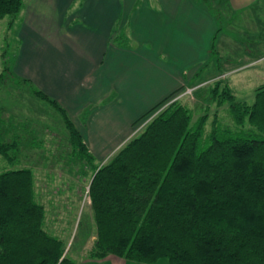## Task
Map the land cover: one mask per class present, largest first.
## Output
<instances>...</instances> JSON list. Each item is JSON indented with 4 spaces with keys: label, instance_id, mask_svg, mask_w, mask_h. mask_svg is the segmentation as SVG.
<instances>
[{
    "label": "trees",
    "instance_id": "1",
    "mask_svg": "<svg viewBox=\"0 0 264 264\" xmlns=\"http://www.w3.org/2000/svg\"><path fill=\"white\" fill-rule=\"evenodd\" d=\"M22 5L23 0H0V20L9 18L8 30ZM1 63L0 85L4 72L14 75L8 61ZM218 86L212 96H220L219 105L228 103L235 131L215 119L206 130V114L193 120L189 109L174 101L102 164H94L66 112L31 88L61 117L71 160L90 166L87 193L96 233L90 258L264 264V84L251 104L235 100L227 86L219 93ZM1 123L0 117V155L9 160L17 141L1 139ZM245 124L250 133L240 130ZM44 215L29 169L0 173V264H75L62 241L44 229Z\"/></svg>",
    "mask_w": 264,
    "mask_h": 264
},
{
    "label": "crops",
    "instance_id": "2",
    "mask_svg": "<svg viewBox=\"0 0 264 264\" xmlns=\"http://www.w3.org/2000/svg\"><path fill=\"white\" fill-rule=\"evenodd\" d=\"M81 1L23 0L10 27L16 26L19 44L11 69L29 82V92L39 90L54 100L89 152L103 159L131 137L142 115L200 76L213 58L211 49L224 48L227 37L218 25L220 16L256 6L264 9V0H142L136 8L138 0ZM119 8H124L129 24L128 42L113 46L102 31ZM238 26L242 29L241 23ZM261 42L254 41L257 61L264 60L258 55L262 48L256 46ZM73 261L145 264L114 255Z\"/></svg>",
    "mask_w": 264,
    "mask_h": 264
},
{
    "label": "rangeland",
    "instance_id": "3",
    "mask_svg": "<svg viewBox=\"0 0 264 264\" xmlns=\"http://www.w3.org/2000/svg\"><path fill=\"white\" fill-rule=\"evenodd\" d=\"M139 1L142 0H138L134 8ZM253 9L257 19H260L259 22L256 21ZM263 14L264 9L256 6L242 14H229L225 17L222 15V18L220 16L218 25L227 37L224 40L225 49L218 45L214 52L216 56L206 63L203 71H200V76L197 74L192 84L171 95L153 112L136 121L131 130V137L140 133L154 115L174 101L188 108L193 120L206 114V130H209L211 122L215 119L221 126L235 131V125L228 112V103L219 105L220 96H212V90L219 85L220 93V90L227 86L235 100L252 103L255 90L264 84V60L254 59L257 54L253 48L255 39L264 41ZM8 19L4 17L0 20V73L3 72V58L9 62V66H13L19 45L16 26L6 30ZM111 19L108 29L102 31L109 34V45L127 44L129 24L128 21L125 22L124 8L116 9ZM239 23L242 24V29L238 26ZM228 29L231 31L229 34ZM96 32L102 35L101 31ZM233 33L237 35L234 36ZM256 46L262 48V53L258 55L263 56L264 43H257ZM239 49L250 53H232ZM8 72L2 75L3 83L0 85L1 139L8 143L15 137L17 148L15 156L14 152L9 153V160L0 155V173L12 169H29L33 175L35 200L44 207L43 227L46 232L62 241L64 254L70 259H90L89 252L96 237L87 193L90 166L85 162L71 160L67 133L54 108L37 99L35 95L34 97L10 70ZM240 130L250 133L252 129L245 124ZM103 158L94 155V164H102L105 161Z\"/></svg>",
    "mask_w": 264,
    "mask_h": 264
}]
</instances>
